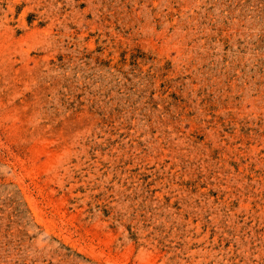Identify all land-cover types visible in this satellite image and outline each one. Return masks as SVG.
Masks as SVG:
<instances>
[{
	"label": "rangeland",
	"instance_id": "1",
	"mask_svg": "<svg viewBox=\"0 0 264 264\" xmlns=\"http://www.w3.org/2000/svg\"><path fill=\"white\" fill-rule=\"evenodd\" d=\"M0 264H264V0H0Z\"/></svg>",
	"mask_w": 264,
	"mask_h": 264
}]
</instances>
